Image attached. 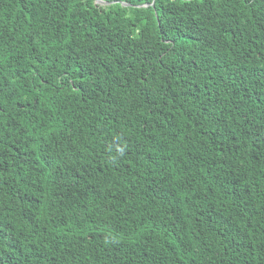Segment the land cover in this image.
<instances>
[{
  "label": "trees",
  "instance_id": "16d2710c",
  "mask_svg": "<svg viewBox=\"0 0 264 264\" xmlns=\"http://www.w3.org/2000/svg\"><path fill=\"white\" fill-rule=\"evenodd\" d=\"M105 1L0 0V264H264V0Z\"/></svg>",
  "mask_w": 264,
  "mask_h": 264
},
{
  "label": "bare ground",
  "instance_id": "6f19581e",
  "mask_svg": "<svg viewBox=\"0 0 264 264\" xmlns=\"http://www.w3.org/2000/svg\"><path fill=\"white\" fill-rule=\"evenodd\" d=\"M97 3L100 4H108L109 2L105 1V0H96Z\"/></svg>",
  "mask_w": 264,
  "mask_h": 264
},
{
  "label": "water",
  "instance_id": "95a60500",
  "mask_svg": "<svg viewBox=\"0 0 264 264\" xmlns=\"http://www.w3.org/2000/svg\"><path fill=\"white\" fill-rule=\"evenodd\" d=\"M123 5H130L129 3H123ZM137 7H140L139 5H137Z\"/></svg>",
  "mask_w": 264,
  "mask_h": 264
}]
</instances>
